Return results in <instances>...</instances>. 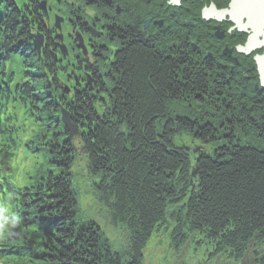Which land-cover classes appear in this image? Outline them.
<instances>
[{
  "label": "trees",
  "instance_id": "trees-1",
  "mask_svg": "<svg viewBox=\"0 0 264 264\" xmlns=\"http://www.w3.org/2000/svg\"><path fill=\"white\" fill-rule=\"evenodd\" d=\"M20 7L14 0H0V96L6 91L4 98L32 100L33 108L47 116L36 121L56 127L53 137L40 136L39 146L33 142L38 152L45 150L55 170L22 188L0 171V207H10L5 215L12 224L9 230H2L5 225L0 229L1 263L143 264L153 234L161 232L178 248L179 257L186 247L193 251L192 244L196 246L197 264H264V138L252 133L261 145L246 138L249 124L264 122V91L251 88V98L241 103L243 81H235L230 69H202L186 39L184 58H166L164 41H144L137 31L126 35L130 43L118 53L115 69L89 71L101 76L94 84L96 98L87 91L60 99L61 94L49 89L50 71L56 77L52 84H60V73L66 72L67 82L69 75L90 74L81 69H24L27 82L13 89L10 81L2 83V76L14 52L26 51L24 45L31 51L28 41L34 26L29 11L39 19L36 29L41 32L44 25L36 6ZM29 54L22 58L27 68ZM37 78L44 79L46 102L37 97L40 85L32 88ZM230 78L240 88L214 87L230 84ZM218 93L235 99L234 106H226L229 116V108L237 106L242 115L232 124L226 113L213 117L202 131L200 125L209 121L199 122L197 101ZM63 109L79 128L96 202L108 224L128 235L122 251L113 249L95 220L79 217L81 195L74 167L80 154L61 123ZM228 129L230 135L224 137ZM10 145L3 144L1 151ZM199 145L205 150L200 154Z\"/></svg>",
  "mask_w": 264,
  "mask_h": 264
},
{
  "label": "flooded vegetation",
  "instance_id": "flooded-vegetation-1",
  "mask_svg": "<svg viewBox=\"0 0 264 264\" xmlns=\"http://www.w3.org/2000/svg\"><path fill=\"white\" fill-rule=\"evenodd\" d=\"M225 1L226 7H222L224 5L222 0H180L178 3L174 0H14V4L28 9L36 6L44 18V25L41 28L44 31L41 30L44 33L42 55L52 67L50 65L40 69L59 67V69H81V72H89L92 69H113L118 53L125 50L130 43L126 40V35L130 31H137L144 41L150 43L164 41L162 54L166 58L178 56L184 58L182 42L185 38L192 35L198 38L211 37V41H208L206 46L193 43L190 52L195 53L192 55H195L196 60L201 59L202 69H230V76L234 77L235 81H243V86L238 87L245 92L244 98L240 100L241 103H245V99L252 96L251 88H254V91H264V87L255 60L242 65L238 58L248 59L255 51L264 53V48L253 49L249 55L237 51L236 47L245 45L251 33L239 32L229 17L217 21L219 17L215 15L214 10L221 11L228 8L231 0ZM29 16L32 18L30 11ZM56 19L61 22L62 37L55 28ZM32 20L33 24L39 22L38 17ZM35 31L32 30L30 34V53L35 50L34 46L31 47L33 44L31 36L36 34ZM236 37L239 39L245 37V42L238 43ZM61 45L66 46L68 55H63ZM24 46L28 48L27 45ZM89 73H85L86 78L81 75L80 82L79 80L74 82L73 76L69 75L68 86L71 90L68 94L69 98L76 89L80 90L76 93L78 95L90 91L93 93V98L97 97L94 84L100 81L101 76L94 72ZM230 79V84H219L214 87L223 86L222 88L226 90L230 87L231 90L235 81L233 78ZM252 81L256 83L253 85ZM209 95L215 94L210 92ZM234 100L228 95L221 96V93L216 97L199 98L198 112H202L199 122L209 121L205 125H200V130L203 131L209 126L208 124L213 123V117L221 118L225 113L227 122L232 124V121L243 112L242 109H237L238 106L231 107L229 109L233 112L231 111V117L229 116L226 106H234ZM235 128L238 129L239 125ZM246 130L259 132L258 137L264 138V122H260L258 126L249 124ZM229 132L228 129L224 137H229ZM202 151L205 150L199 145L197 153L200 154Z\"/></svg>",
  "mask_w": 264,
  "mask_h": 264
},
{
  "label": "rangeland",
  "instance_id": "rangeland-1",
  "mask_svg": "<svg viewBox=\"0 0 264 264\" xmlns=\"http://www.w3.org/2000/svg\"><path fill=\"white\" fill-rule=\"evenodd\" d=\"M222 2H224V5H222V7H226V1L222 0ZM30 21L35 28H38L37 24H33V20L31 17ZM42 34L44 33L42 32ZM236 38L238 39V43L245 42V37H241L243 39H239V37ZM185 39L192 44L195 43L204 46L208 45V41H211V37L198 38L194 35ZM262 54L263 51H255V53L248 59H245V57H239L238 59L242 62V65H247L253 62L257 55ZM41 61L43 63V68L51 65V63H48L46 59H41ZM38 68L39 65H36L37 71H39L40 69ZM5 69L6 76H2V83H8L10 81V85L14 89L17 84H22L24 81H26L24 77L25 70L22 64V59L19 58L18 55H13L10 61L6 62ZM57 69H59V67ZM46 75L50 76L49 79L51 80L56 78L53 74H51V71L49 75ZM58 76L60 79L59 83L68 85L66 81V72L60 73ZM35 80L36 82L32 84V88H34V86L40 85L41 90L39 91L40 94L37 95V97L41 96L42 100L46 102L47 91H42V88H44L45 85L42 80L40 81V79L38 78ZM254 83L256 82L252 81L253 85ZM53 86L56 88L60 86V84H53ZM3 87H5L4 84ZM232 87L234 89L238 88L236 87V85H232ZM5 92L6 91H3V96L1 95L2 97L0 109V128L4 131V133L0 134V166L4 162H9L13 170L12 182L17 187L22 188L24 186H27L28 183L31 182L32 178L39 177L40 174L46 175L47 170H55L54 166L52 165L53 163H51L52 160L46 155L45 150L40 147L42 149L40 152H38L36 150L37 148H34L35 146L33 142L35 143V145L37 143V146H39L37 140L40 139L41 141L42 135L47 134L50 137H53L52 134L55 133L56 127L51 125V127L48 128V124L46 123V121H36V118H46L47 116L45 114L38 113L36 109L33 108V105L31 103L32 100H15L13 96L7 99L4 98ZM34 92L31 95L32 97H35L36 95V93ZM51 92L53 93V90ZM57 93L60 94L61 91L57 89ZM189 114L190 117H196L190 111ZM8 127L10 128L11 132L7 130ZM252 133L253 132L248 133L249 136L246 138H249V140L247 142L250 141L253 144L261 145L263 142H261L258 137L253 135ZM10 136H12L15 140V145L11 146L12 148L8 149L7 151H1L4 147V140L8 141V138ZM46 140L47 139H45L44 141ZM72 143L76 147V149L79 150L80 154V159L76 167H74L77 172V185L79 187L78 189L81 195L79 217L82 220H95L110 240L113 249L116 251H122L128 245V235L122 229L113 227L110 223L108 224L106 212L102 207L99 206V204L95 200L94 192L92 189V178L91 174L88 171V168L86 167L84 153L82 152V142L80 135L75 136L72 140ZM6 145H10V142H6ZM8 211L9 209H5L3 213ZM0 221H2V226L5 225L2 228L3 231L11 229L12 224L7 222V220L5 219V214L1 215ZM192 246L193 251L192 249H189V247H186L183 250L184 256L179 257L178 248L172 245L170 237H167V235H164L161 232H155L145 249V259L143 264H177L178 260H180L181 264L184 262H186L187 264L200 263V257H198L200 255L196 254V246H194L193 244ZM202 254V257H204L205 253L203 250Z\"/></svg>",
  "mask_w": 264,
  "mask_h": 264
},
{
  "label": "water",
  "instance_id": "water-1",
  "mask_svg": "<svg viewBox=\"0 0 264 264\" xmlns=\"http://www.w3.org/2000/svg\"><path fill=\"white\" fill-rule=\"evenodd\" d=\"M180 0H174L178 3ZM45 8V7H44ZM214 13L218 18L217 21L229 17L231 21L238 28L239 32H251L248 41L244 46H238L236 49L240 54L249 55L253 49L264 48V0H231L227 9L215 11ZM245 21V23H244ZM60 20H56V28L61 30ZM34 44L38 52L43 44V36H33ZM63 54H67L66 48L61 46ZM259 74L261 77L262 85L264 87V54L258 55L255 58ZM62 123L67 128L69 133V140L77 134L78 126H76L68 112H63ZM5 173L9 172L8 168L4 169ZM195 173L193 174V177Z\"/></svg>",
  "mask_w": 264,
  "mask_h": 264
},
{
  "label": "bare ground",
  "instance_id": "bare-ground-1",
  "mask_svg": "<svg viewBox=\"0 0 264 264\" xmlns=\"http://www.w3.org/2000/svg\"><path fill=\"white\" fill-rule=\"evenodd\" d=\"M28 56H30V55H28ZM41 59H43V55L42 54H40L39 52H36L35 50L32 52V56H31V58H30V65H29V68L28 69H35L36 68V62L38 61V60H41ZM42 66H43V64H42V62L40 61V66H39V68H42ZM51 67H52V65H51ZM37 76V75H36ZM38 77H41V78H43V76H41V75H38ZM43 81H44V79H43Z\"/></svg>",
  "mask_w": 264,
  "mask_h": 264
}]
</instances>
